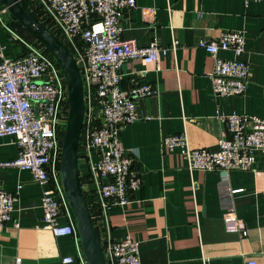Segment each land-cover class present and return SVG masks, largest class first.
Instances as JSON below:
<instances>
[{
  "label": "crops",
  "instance_id": "0c3cea01",
  "mask_svg": "<svg viewBox=\"0 0 264 264\" xmlns=\"http://www.w3.org/2000/svg\"><path fill=\"white\" fill-rule=\"evenodd\" d=\"M136 1V8L121 18L122 37L139 47L156 43L171 49L176 42L177 48L156 64L146 66L133 59L121 69L122 89L139 83L151 85L157 93L136 100L142 120L121 130L123 147L136 155L134 168L141 186L130 194L126 207L110 209L107 222L96 218L101 242L130 236L140 243L142 264H244L248 260L264 264V157H258L255 171H233L223 177L215 171L190 172L178 152L168 153L161 146L164 137L186 132L193 149L215 151L226 128L218 112L264 119V2ZM8 22L17 30L13 20ZM223 31H243L246 36L243 59L250 66V79L242 96L213 95L209 74L214 59L198 46ZM0 47L9 59L25 52L2 25ZM219 56L233 58L231 52ZM13 142V137L0 139V163L17 158L19 150ZM79 169L89 196L94 186L82 154ZM0 189L18 196L12 220L0 230V264H13L16 258L22 264H57L62 257L77 254L81 244L72 236L56 237L45 229L42 190L30 172L0 167ZM230 215H235L236 224L225 223ZM60 224L65 225V219Z\"/></svg>",
  "mask_w": 264,
  "mask_h": 264
},
{
  "label": "built area",
  "instance_id": "2783aa9c",
  "mask_svg": "<svg viewBox=\"0 0 264 264\" xmlns=\"http://www.w3.org/2000/svg\"><path fill=\"white\" fill-rule=\"evenodd\" d=\"M24 1L40 9L41 19L70 49L81 70L86 113L79 156L82 154L89 164V180L94 186L89 196L94 201L96 218L107 222L110 209L126 207L130 194L141 186L140 173L134 168L136 155L123 147L121 130L142 120L136 100L157 93L151 85L139 83L130 90L122 89L121 69L133 59H141L146 66L156 64L169 50H175L177 43L171 49L156 43L139 47L135 41L122 37L121 18L124 12L136 8V0ZM254 1L264 2L244 3ZM8 19L14 21L0 1V25L25 51L22 57L9 59L0 47V139L13 137L19 150L16 159L1 162L0 167L30 172L42 190L45 229L56 237L72 236L81 244L60 170L70 110L66 79L46 49L23 38ZM198 46L214 59L209 74L213 95H244L250 79V66L243 59L247 53L245 33L223 31L217 39L201 40ZM221 52H231L233 58H221ZM217 117L226 126L217 150L193 149L186 132L164 137L163 150L178 152L190 172L215 171L226 177L233 171H255L258 157H264V119L219 112ZM17 200V195L0 189V230L12 220ZM61 219H65V225L60 224ZM225 223L236 224L237 218L230 215ZM102 245L108 264H142L140 243L130 236L119 241L108 238ZM13 264H22V259L16 258ZM57 264H88L82 244L75 256H64ZM244 264L257 262L248 260Z\"/></svg>",
  "mask_w": 264,
  "mask_h": 264
},
{
  "label": "water",
  "instance_id": "95a60500",
  "mask_svg": "<svg viewBox=\"0 0 264 264\" xmlns=\"http://www.w3.org/2000/svg\"><path fill=\"white\" fill-rule=\"evenodd\" d=\"M0 1L8 8L13 19L50 52L66 79L70 110L62 143L61 179L88 264H108L80 176L79 142L84 125L86 103L79 65L70 49L39 21L24 0Z\"/></svg>",
  "mask_w": 264,
  "mask_h": 264
},
{
  "label": "trees",
  "instance_id": "16d2710c",
  "mask_svg": "<svg viewBox=\"0 0 264 264\" xmlns=\"http://www.w3.org/2000/svg\"><path fill=\"white\" fill-rule=\"evenodd\" d=\"M26 3L30 7V9L34 13V15L39 19V21H41L50 31H52L50 25L47 24L44 20L41 19V16L39 15L40 9H35L27 1H26ZM14 25H15V28L17 29L16 31L18 32V34H20L23 38H25L27 41H29L31 43H35V44H38V45L42 46L39 42L36 41V39L22 25H20L15 20H14ZM46 51L53 58V56L50 54V52L48 50H46ZM81 180H82V183H83V179L82 178H81ZM85 197H86L90 212L92 214L93 222H94L95 227H96V212L94 210V207L92 206L94 201L92 199H90V197L87 194H85Z\"/></svg>",
  "mask_w": 264,
  "mask_h": 264
}]
</instances>
